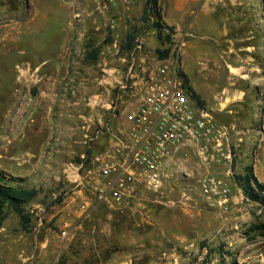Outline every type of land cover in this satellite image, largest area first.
<instances>
[{"label":"rangeland","instance_id":"1","mask_svg":"<svg viewBox=\"0 0 264 264\" xmlns=\"http://www.w3.org/2000/svg\"><path fill=\"white\" fill-rule=\"evenodd\" d=\"M146 1L0 0V170L40 191L26 206L28 225L13 211L0 230V264H264V235L254 228L264 221V205L236 181L249 165L264 178V150L260 139L236 138L233 118L223 121L236 127L235 163L211 169L231 188L227 204L202 193L198 181L210 168L193 149L173 167L163 201L141 186L138 199L116 207L94 201L84 217L72 215L82 193L69 165L93 145L107 147L114 136L98 137L103 125L121 133L141 97L133 62L140 75L165 61L157 50L169 45L143 19ZM161 5L176 27L170 57L181 50L179 68L203 98L225 87L252 88L254 64L264 65V0ZM131 31L138 38L132 50L124 48ZM65 218L75 223L70 237L62 234Z\"/></svg>","mask_w":264,"mask_h":264},{"label":"built area","instance_id":"2","mask_svg":"<svg viewBox=\"0 0 264 264\" xmlns=\"http://www.w3.org/2000/svg\"><path fill=\"white\" fill-rule=\"evenodd\" d=\"M132 1L104 0L103 4L105 7L128 6ZM137 47L141 48L142 44ZM180 51L177 59L168 57L140 75L134 74L136 61L131 65L130 75L138 78L136 84L142 86L141 97L138 104L126 111L121 133H114L109 124L103 125L97 132L98 137L106 133L114 136L107 147L83 155L79 163H71L67 169L82 193L81 201L72 209L75 217L87 215L94 201L97 205L116 207L138 199L141 186L156 193L158 201H163L169 197L167 181L173 167L193 149L210 168L198 181L202 193L215 197L221 204L230 201L231 188L211 169L223 165L231 168L235 163L236 127L219 120L210 108L200 106L188 92L180 75ZM86 191L92 196L86 195ZM183 196L192 197L188 191H184ZM74 225L71 218H65L61 224L62 234L70 237Z\"/></svg>","mask_w":264,"mask_h":264},{"label":"trees","instance_id":"3","mask_svg":"<svg viewBox=\"0 0 264 264\" xmlns=\"http://www.w3.org/2000/svg\"><path fill=\"white\" fill-rule=\"evenodd\" d=\"M143 19L150 21V25L157 29L158 38L163 44L169 46L165 49L158 48V53L162 59H166L171 56L173 52L174 35L176 33V27L167 23L164 17L163 7L161 0H147L143 12ZM137 35L134 32H129L125 49H133L136 47ZM112 38L109 36V41ZM139 44V43H138ZM101 48H95L94 56L98 58ZM180 75L184 80V85L188 92L196 99L200 104H205L203 98L198 94L195 87L190 82L188 74L180 68ZM106 148V147H105ZM95 150H101L96 145L92 147V150L88 152L91 155ZM3 170H0V230L2 229L5 221L15 211L21 217L23 224L28 225L32 221V214L27 210V204L38 197L40 191L36 187H29L25 185H18L10 182ZM237 183L243 189L245 195L254 201L260 202L264 205V181H261L256 174L254 165H249L245 174L238 175L236 177ZM64 199L61 196L58 202ZM255 230L264 235V221L255 225Z\"/></svg>","mask_w":264,"mask_h":264},{"label":"crops","instance_id":"4","mask_svg":"<svg viewBox=\"0 0 264 264\" xmlns=\"http://www.w3.org/2000/svg\"><path fill=\"white\" fill-rule=\"evenodd\" d=\"M251 89L237 90L225 87L210 100L203 98L207 107L212 109L221 121L234 119L238 126L236 138L247 142L261 140V153L264 150V65L256 62L253 66ZM250 74V73H249ZM235 108H232V107ZM257 153V152H256ZM257 155V154H256ZM259 157V156H258ZM256 171V170H255ZM261 181L264 178L256 171Z\"/></svg>","mask_w":264,"mask_h":264}]
</instances>
